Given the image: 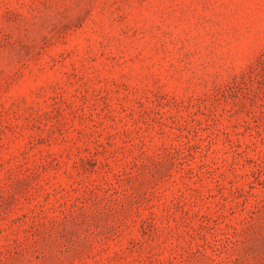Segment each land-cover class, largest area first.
<instances>
[{
	"label": "rangeland",
	"instance_id": "rangeland-1",
	"mask_svg": "<svg viewBox=\"0 0 264 264\" xmlns=\"http://www.w3.org/2000/svg\"><path fill=\"white\" fill-rule=\"evenodd\" d=\"M0 264H264V0H0Z\"/></svg>",
	"mask_w": 264,
	"mask_h": 264
}]
</instances>
